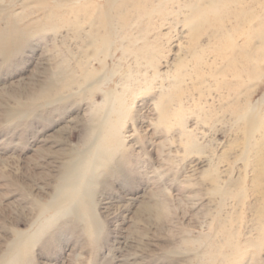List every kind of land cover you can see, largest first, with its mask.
<instances>
[{"label":"rangeland","instance_id":"374dc122","mask_svg":"<svg viewBox=\"0 0 264 264\" xmlns=\"http://www.w3.org/2000/svg\"><path fill=\"white\" fill-rule=\"evenodd\" d=\"M0 264H264V0H0Z\"/></svg>","mask_w":264,"mask_h":264}]
</instances>
